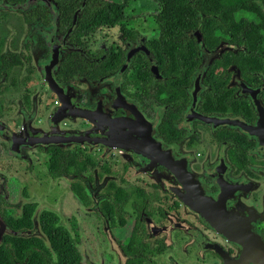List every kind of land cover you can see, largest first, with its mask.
Wrapping results in <instances>:
<instances>
[{
  "label": "flooded vegetation",
  "instance_id": "1",
  "mask_svg": "<svg viewBox=\"0 0 264 264\" xmlns=\"http://www.w3.org/2000/svg\"><path fill=\"white\" fill-rule=\"evenodd\" d=\"M29 1L0 23V264H66L53 238L81 264H264V0L249 47L192 32L189 80L148 48L156 23L80 35ZM38 7L48 22H26Z\"/></svg>",
  "mask_w": 264,
  "mask_h": 264
},
{
  "label": "trees",
  "instance_id": "2",
  "mask_svg": "<svg viewBox=\"0 0 264 264\" xmlns=\"http://www.w3.org/2000/svg\"><path fill=\"white\" fill-rule=\"evenodd\" d=\"M12 4H19L24 0H6ZM83 0H54L60 11L59 23H72L76 9ZM138 0H87L77 20L76 30L80 35H90L96 29L104 26L123 25L132 18L125 13V9ZM157 8L151 16L160 30L158 38L148 41V48L157 58L160 67L172 70L176 78L190 79L191 71L197 67L196 37L192 34L200 30L203 37L208 34L213 43L218 42L219 32L231 29L227 34L232 41L237 42L241 34L245 37V46L253 42L250 38L251 30L245 23L253 20L255 11L252 0H154ZM257 21H261L262 11L257 10ZM26 22L41 20L48 22L49 10L43 7L23 11ZM242 42V41H241ZM212 43V44H213ZM122 56L116 59V65L122 62ZM147 61V60H146ZM147 63H149L147 61ZM150 66V64H149ZM58 160L55 156L50 163V173L56 175L54 168L60 169L73 163V157L65 153ZM76 190V188H74ZM54 250L66 264H81L80 255L70 244L61 243L53 238Z\"/></svg>",
  "mask_w": 264,
  "mask_h": 264
},
{
  "label": "rangeland",
  "instance_id": "3",
  "mask_svg": "<svg viewBox=\"0 0 264 264\" xmlns=\"http://www.w3.org/2000/svg\"><path fill=\"white\" fill-rule=\"evenodd\" d=\"M31 1V0H30ZM28 2L25 6H29L30 3ZM109 2L111 1H118V0H107ZM27 8V7H25ZM157 8V3L154 0H138L136 2L131 3L126 9L125 13L130 15L132 18L130 19V23H140V26L143 27L144 31L150 30L151 27L155 26V21L153 20L151 13L155 11ZM0 23H25L22 20L21 12L19 9L14 8L13 6L5 5L4 0L0 1ZM107 33V32H106ZM106 33H102V35H106ZM35 165L33 171H31L32 174H34L35 179L41 174L42 168H43V155L39 152H36L35 154ZM17 161V160H14ZM24 160L22 161V165L24 164ZM12 174V173H11ZM32 177L29 176L27 179H32ZM36 186V183H35ZM39 195V198L42 199L43 194L38 193L36 196ZM70 207L69 204H67L68 208Z\"/></svg>",
  "mask_w": 264,
  "mask_h": 264
},
{
  "label": "water",
  "instance_id": "4",
  "mask_svg": "<svg viewBox=\"0 0 264 264\" xmlns=\"http://www.w3.org/2000/svg\"><path fill=\"white\" fill-rule=\"evenodd\" d=\"M31 1H32V0H31ZM31 1H30V2H31ZM86 1H87V0H83V1H82V4L76 9V11H75V13H74V15H73V22H72V23H73V26H72V28H75L76 23H77V20H78V16H79V14H80V12H81L83 6L86 4ZM51 9H54V7L51 6ZM53 11H54V10H53ZM58 15H59L58 12H56V11L53 12L52 23H57ZM197 35H198V46H199L200 52L202 53V52L206 51V50H205V46H204V43H203V41H202L201 35H200L199 33H198ZM222 50H223L222 48L219 49V50H217V51L215 52V54H217L218 52H220V51H222ZM144 51H145V50H144ZM131 52H132V51H131ZM131 52L128 53V55H127V57H126V59H125V61H124V64H123V66L121 67V70H123V69L125 68L126 63L128 62V60H129V58H130ZM145 52H146L147 54L150 53V52H148V51H145ZM60 58H61V56H59V59H58V60H60ZM205 66H206V64H205V65H203V64L201 65V72H202V70L205 68ZM78 142H80V143L83 144V145L89 144V143H87V141H85V140H78Z\"/></svg>",
  "mask_w": 264,
  "mask_h": 264
}]
</instances>
